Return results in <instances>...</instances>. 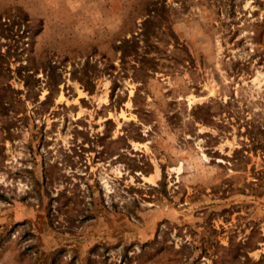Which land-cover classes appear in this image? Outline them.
I'll return each mask as SVG.
<instances>
[{"label": "rangeland", "instance_id": "obj_1", "mask_svg": "<svg viewBox=\"0 0 264 264\" xmlns=\"http://www.w3.org/2000/svg\"><path fill=\"white\" fill-rule=\"evenodd\" d=\"M0 264H264V0H0Z\"/></svg>", "mask_w": 264, "mask_h": 264}]
</instances>
